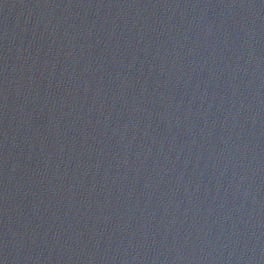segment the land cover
<instances>
[{
	"label": "water",
	"instance_id": "water-1",
	"mask_svg": "<svg viewBox=\"0 0 264 264\" xmlns=\"http://www.w3.org/2000/svg\"><path fill=\"white\" fill-rule=\"evenodd\" d=\"M0 264H264V0H0Z\"/></svg>",
	"mask_w": 264,
	"mask_h": 264
}]
</instances>
